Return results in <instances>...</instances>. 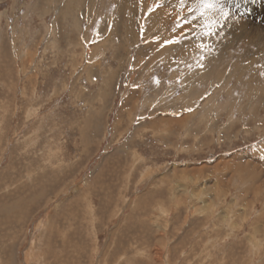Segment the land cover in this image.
<instances>
[{
    "label": "rangeland",
    "instance_id": "374dc122",
    "mask_svg": "<svg viewBox=\"0 0 264 264\" xmlns=\"http://www.w3.org/2000/svg\"><path fill=\"white\" fill-rule=\"evenodd\" d=\"M191 1L0 0V264H264V18Z\"/></svg>",
    "mask_w": 264,
    "mask_h": 264
},
{
    "label": "bare ground",
    "instance_id": "6f19581e",
    "mask_svg": "<svg viewBox=\"0 0 264 264\" xmlns=\"http://www.w3.org/2000/svg\"><path fill=\"white\" fill-rule=\"evenodd\" d=\"M50 1V0H49ZM68 1V0H67ZM119 1V0H118ZM125 1V0H124ZM161 1V0H160ZM187 1H191V0H187ZM47 2V1H46ZM127 2V1H126ZM139 2V1H138ZM191 2H194V1H191ZM135 3V2H134ZM155 3V2H154ZM168 3H171V2H168ZM119 4V3H118ZM135 4H137V3H135ZM223 4H224V9H226V8H228L227 10L228 11H226V10H224L226 13H227V18L228 19H230V18H233V19H235V18H241L240 20H238V21H236V20H233V21H231L230 23H233L234 25L235 24H238L241 28H239L240 30H241V32H242V35H244V36H246V35H248L249 34V32L251 33V27H250V24L248 23L249 22V20L250 19H252V18H258V17H261V18H264V0H223ZM120 5V4H119ZM126 5V4H125ZM127 5H128V3H127ZM126 5V6H127ZM163 5H165V4H163ZM162 5V6H163ZM194 5H195V3H194ZM237 5H239V7H237ZM66 6V5H65ZM123 6V5H122ZM134 6V5H133ZM132 6V7H133ZM138 6V5H137ZM161 6V5H160ZM120 7H121V5H120ZM125 7V6H124ZM140 7V6H139ZM166 7L167 8H169L170 7V4H167L166 5ZM44 8V7H43ZM122 8V7H121ZM126 8V7H125ZM137 8V7H136ZM148 9H151V10H153V6H150L149 5V2L147 3V5H146V8L143 10L144 11V13L142 14V18L140 19V20H138L136 17H135V19L133 20V22L134 23H137L138 21H139V23L141 24L142 22H144V23H146L147 21L148 22H150V20H153V22H152V26H154V25H156V21H157V18L161 15H166V12H164V9H162V10H160V11H158V13L156 14V12L155 13H152V14H150V18L148 17V20L146 19V18H144L145 17V12H149V10ZM119 10H123V9H119ZM138 10H139V8H138ZM235 11L236 12V15H233L232 13H230V12H232V11ZM89 11V10H88ZM127 11H128V9H127ZM124 12V11H123ZM134 12V11H133ZM168 12V11H167ZM116 13V12H115ZM175 13H177V11L175 10ZM131 14V13H130ZM133 14V13H132ZM147 14V13H146ZM168 14V13H167ZM95 15V14H94ZM119 15V14H118ZM135 15V14H134ZM68 16V15H67ZM171 15H169V17H170ZM115 17H116V15H115ZM125 17V16H124ZM174 17H178L176 14H174ZM235 17V18H234ZM112 18V17H111ZM118 18H119V16H118ZM134 18V17H133ZM216 18V17H215ZM120 19H122V18H120ZM119 19V20H120ZM222 19V18H221ZM116 21H118V20H116ZM115 21V19H114V24H112V29L111 30H113V34L114 33H116V32H119L118 30H119V28H122L123 27V25H122V21L120 20L119 22H116ZM124 21V20H123ZM155 21V22H154ZM236 21V22H235ZM110 23V22H109ZM124 24H125V22H124ZM127 24H129V23H127ZM132 24V23H131ZM143 24V23H142ZM141 24V25H142ZM264 24V23H263ZM136 25V24H135ZM140 25V26H141ZM111 27V26H110ZM144 28H145V26H143ZM210 27V26H209ZM232 27H233V25H232ZM247 27H248V30H247ZM139 28V27H138ZM143 28V29H144ZM244 28V29H243ZM133 29V25L130 27V30H132ZM166 29V28H165ZM186 29H190V28H186ZM229 29V28H228ZM124 30V29H123ZM145 30V29H144ZM144 30H143V32H144ZM147 30V29H146ZM106 31V30H105ZM109 31H110V29H109ZM128 31V30H127ZM138 31V30H137ZM162 32V31H161ZM183 32V31H182ZM109 33V32H108ZM107 33V34H108ZM159 33V32H158ZM164 33V32H163ZM166 33H167V31H166ZM138 34V33H137ZM136 34V35H137ZM153 34H155V33H153ZM157 34V33H156ZM155 34V35H156ZM123 35V34H122ZM129 35V34H128ZM106 36V35H105ZM104 36V37H105ZM113 36V35H112ZM116 36V35H115ZM126 36V35H125ZM103 37V38H104ZM109 36H106V38H108ZM118 37H119V35H118ZM152 37V36H151ZM102 38V39H103ZM123 38V37H122ZM153 38V37H152ZM151 38V39H152ZM245 38V37H244ZM120 39H121V37H120ZM138 39V38H137ZM142 39V38H141ZM154 39V38H153ZM159 39V38H158ZM100 40V39H99ZM107 40V39H106ZM132 40V39H131ZM148 40V39H147ZM250 40L252 41V42H254L255 43V41H254V38L253 37H251L250 38ZM124 41V40H123ZM128 41V40H127ZM146 41V40H145ZM144 41V42H145ZM131 42V41H130ZM129 42V43H130ZM148 42V41H147ZM154 42H156V41H154ZM116 43V42H115ZM114 43V44H115ZM119 43V42H118ZM128 43V42H127ZM150 44V43H149ZM152 44H154V43H152ZM157 44V43H156ZM160 44V43H159ZM158 44V45H159ZM260 44H264L263 42H261ZM104 45H105V42L104 43H101L100 45H98L96 48H98L99 46H103L104 47ZM137 45V44H136ZM141 45V44H140ZM145 45V44H144ZM147 45V44H146ZM195 45V44H194ZM143 46V45H142ZM153 48V47H152ZM163 48V47H162ZM161 48V49H162ZM95 49V48H94ZM145 49L146 48H144V51H145ZM97 50V49H96ZM163 50V52H165L166 51V49H162ZM102 51V50H101ZM128 51V50H127ZM159 51V50H158ZM142 52H143V50H142ZM156 55V54H155ZM131 58V57H130ZM151 58V57H150ZM151 60V59H150ZM144 62V61H143ZM250 62V65L253 63L254 64V62H256L255 60L253 61V62H251V61H249ZM139 63V62H138ZM141 63V62H140ZM139 63V64H140ZM145 63H146V61H145ZM148 63H149V61H148ZM184 63V62H183ZM243 63V62H242ZM143 64V63H142ZM144 66H145V64H143ZM147 65V64H146ZM143 66V67H144ZM149 66H150V64H149ZM245 66V65H244ZM146 67V66H145ZM217 67V66H216ZM240 69V68H239ZM250 68H249V66H248V70H249ZM243 70H244V67H243ZM245 75V74H244ZM240 78V77H239ZM238 78V79H239ZM222 79V78H221ZM130 81V80H129ZM215 92V91H214ZM188 117H186V119H187ZM186 123V122H185ZM179 124H180V122H179ZM144 125V124H143ZM183 127V126H182ZM173 128V127H172ZM181 128V127H180ZM155 130V129H154ZM108 132V131H107ZM237 165H238V163H237ZM249 165V164H248ZM256 165V164H255ZM224 166V165H223ZM235 166V165H234ZM217 167V166H216ZM215 167V168H216ZM245 167V166H244ZM243 166H241V165H239V167H236L234 170L235 171H237L238 172V175L240 176V178H249L250 180H252V181H254L255 180V178L252 176H249L248 174V172L246 173L244 170L246 169V168H244ZM246 167H250V166H246ZM252 167V166H251ZM211 168V167H210ZM244 168V169H243ZM201 169V168H200ZM257 169H259V168H257ZM212 170V169H211ZM248 170H250V168H248ZM198 173H199V171H198ZM245 173L248 175H245ZM252 174H254V173H252ZM255 174H257V173H255ZM256 184V183H255ZM250 186V185H249ZM256 189H258V188H256ZM32 231V230H31ZM148 244V243H147ZM159 251V250H158ZM155 255H158V253L157 252H155ZM57 258H55L54 260H56ZM53 259H52V261H54ZM51 261V262H52Z\"/></svg>",
    "mask_w": 264,
    "mask_h": 264
},
{
    "label": "snow or ice",
    "instance_id": "6c2138e0",
    "mask_svg": "<svg viewBox=\"0 0 264 264\" xmlns=\"http://www.w3.org/2000/svg\"><path fill=\"white\" fill-rule=\"evenodd\" d=\"M197 7L199 9V14L204 16L206 12L220 10L223 12L224 4L223 0H197ZM239 7V5H237ZM227 16L226 12H223ZM210 34V31H209Z\"/></svg>",
    "mask_w": 264,
    "mask_h": 264
}]
</instances>
